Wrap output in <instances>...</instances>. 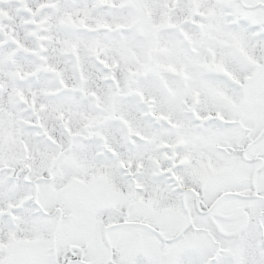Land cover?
<instances>
[{
    "label": "snow or ice",
    "instance_id": "obj_1",
    "mask_svg": "<svg viewBox=\"0 0 264 264\" xmlns=\"http://www.w3.org/2000/svg\"><path fill=\"white\" fill-rule=\"evenodd\" d=\"M0 264H264V0H0Z\"/></svg>",
    "mask_w": 264,
    "mask_h": 264
}]
</instances>
